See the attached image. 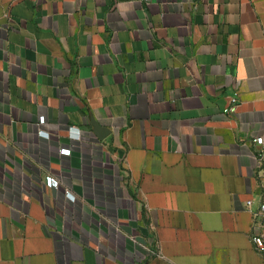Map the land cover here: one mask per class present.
Wrapping results in <instances>:
<instances>
[{
  "label": "crops",
  "instance_id": "1",
  "mask_svg": "<svg viewBox=\"0 0 264 264\" xmlns=\"http://www.w3.org/2000/svg\"><path fill=\"white\" fill-rule=\"evenodd\" d=\"M258 136L264 0H0V264H264Z\"/></svg>",
  "mask_w": 264,
  "mask_h": 264
},
{
  "label": "built area",
  "instance_id": "2",
  "mask_svg": "<svg viewBox=\"0 0 264 264\" xmlns=\"http://www.w3.org/2000/svg\"><path fill=\"white\" fill-rule=\"evenodd\" d=\"M228 111V110H226ZM47 136V133H43ZM253 143L259 145V146H263L264 145V136H258V137H255L253 139ZM71 150L70 149H62L61 150V153L62 154H70ZM261 155L264 156V148L261 149ZM47 184L50 186V187H59V181L56 180L55 178L53 177H48L47 178ZM66 196L74 201L75 200V196L70 192V191H66ZM248 204L250 205L251 204V201L248 202ZM259 211L261 213H264V201L260 203V206H259ZM252 242L255 246V249L257 250V252L259 254H261L262 256H264V234H255L252 236Z\"/></svg>",
  "mask_w": 264,
  "mask_h": 264
},
{
  "label": "water",
  "instance_id": "3",
  "mask_svg": "<svg viewBox=\"0 0 264 264\" xmlns=\"http://www.w3.org/2000/svg\"><path fill=\"white\" fill-rule=\"evenodd\" d=\"M93 126L95 128V132L96 134L100 137L103 138L105 135H107L110 131L102 126L100 123H98L97 121L93 120Z\"/></svg>",
  "mask_w": 264,
  "mask_h": 264
}]
</instances>
